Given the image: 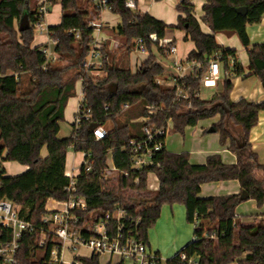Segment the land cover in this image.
Returning a JSON list of instances; mask_svg holds the SVG:
<instances>
[{
	"label": "trees",
	"instance_id": "trees-1",
	"mask_svg": "<svg viewBox=\"0 0 264 264\" xmlns=\"http://www.w3.org/2000/svg\"><path fill=\"white\" fill-rule=\"evenodd\" d=\"M33 1L0 0V151L5 150L2 160L28 166L13 176L6 175L0 167V199L10 201L20 217L39 225L47 213L46 201L68 196L69 178L64 169L66 150L73 147L74 151L91 155L90 169L87 171L83 164L78 169L76 194L85 198L88 211L112 210L116 205L124 208V231L137 239L148 244L147 232L159 218L163 205L184 206L186 222L195 224L194 238L164 264H187L180 259L181 254L195 258L198 264H264V218L258 224H241L235 215V208L242 201L252 199L257 207L264 204V164L248 142L250 129L257 123L259 112L264 111V99H230L231 79L245 76L244 70L236 60V51L224 49L214 37L216 32L236 34L246 49L250 74L258 78L264 90V42L251 44L246 34V26L261 22L264 0H203L201 21L210 33L201 30L187 0L177 6L175 27L183 30L185 38L194 44L187 60L198 61L202 66L197 77L182 80L190 94L187 101L175 100L174 89L157 83L163 67L154 61L152 47L162 54L164 50L157 48L148 35L163 37L167 28L163 21L133 9L125 0H109L111 12L120 17L114 31L124 42V49L129 51L133 40L142 38L148 56L132 72L125 65L116 64L113 53L100 75H93L82 66L94 31L87 23L89 2L85 0L87 6L82 7L79 0H58L60 21L47 26L58 59L48 62L40 50L43 44L32 45L38 7L30 5ZM239 7L246 8L244 15L236 11ZM24 12L30 27L19 32L16 24ZM217 53L226 72L222 87L210 99L196 97L207 71L206 60ZM62 61L66 63L61 64ZM22 75L28 77L26 86ZM78 80H82L83 103L90 110L88 119L82 120L77 130L73 123L71 134L60 138L59 123ZM150 104L160 107L157 113L147 122L135 121L146 114L145 105ZM215 115L219 119L211 127L219 133V144H227L235 154V163L226 164L219 154H211L203 164H191L187 152L173 153L163 147L154 153L151 166L131 169L128 142L141 135L142 125H165L170 119L173 131L183 134L185 127ZM107 122L112 124L107 134L94 140L90 124L105 126ZM109 151L115 167L129 172L128 177H119L117 185L107 184L102 177ZM149 172L158 180L154 193L146 189ZM135 177L139 178L137 183H133ZM231 180L238 182V193L199 196L202 184ZM242 190L248 194L247 199H240ZM128 191L136 195L128 196ZM204 233H215L217 241L203 237ZM36 236V232L25 233L20 240V264H43L48 251L44 258L39 257ZM8 237V230H0V242ZM78 260L80 264H99L96 254Z\"/></svg>",
	"mask_w": 264,
	"mask_h": 264
},
{
	"label": "built area",
	"instance_id": "built-area-1",
	"mask_svg": "<svg viewBox=\"0 0 264 264\" xmlns=\"http://www.w3.org/2000/svg\"><path fill=\"white\" fill-rule=\"evenodd\" d=\"M91 5L88 11L87 23L93 27L92 39L90 47L82 66L86 71H98L105 63L111 61V55L117 49V45H104V38L96 35L100 32L102 22L99 15L102 11H111L109 0H86ZM130 7L134 6V0H125ZM50 0H42L38 3L36 18L34 24L35 29L41 33L48 35L47 27L44 19L48 11ZM78 38V33L75 34ZM148 38L156 43L157 48L164 50V55L170 59L171 76L170 85H164L157 81L158 84L174 89L175 100L187 101L190 97L186 86L182 80L189 76L197 77L198 71L201 70V63L195 60L177 61L173 58L176 47L166 37H157L152 33ZM131 51H135L141 55H147L142 38H135L131 45ZM41 52L48 62H55L58 55L53 51V47L49 46V42L43 44ZM207 71L200 80V86L216 87L220 78V65L218 55H213L207 60ZM140 61L139 64H141ZM78 94L76 112L74 116V129L77 130L82 120L88 119L89 108L83 103L82 80ZM196 97H200V92H195ZM124 106H127L126 104ZM146 114L135 121L147 122L149 118L155 115L160 109L154 104L145 105ZM172 129L170 119L165 121V125H142L141 135L138 138L131 139L128 147L132 153L131 169L139 170L153 164L152 157L156 151L164 147V139L169 130ZM94 140L102 139L107 130L103 125H96L91 130ZM73 148V147H72ZM83 155L82 164L88 171L90 169L91 155L87 152H81ZM81 164V165H82ZM80 165V166H81ZM79 166V168H80ZM78 168V169H79ZM76 168L72 166L69 172L68 185L66 191L68 196L66 199H53L50 208L47 207L49 200L46 201L45 213L39 225L19 216L18 209L14 204L5 199H0V230H8L9 237L7 240L0 242V264H20L17 260V252L20 247V240L25 233H37L35 244L40 258H44L48 251L47 257L43 264H80L75 251L79 247H85L91 251V254H107L109 257H116L118 262L123 264H164L161 256L150 246L137 239L134 235L124 231V220L126 219V211L119 205L112 210H94L88 211L87 202L84 197L76 194ZM78 172V171H77ZM152 173V172H149ZM148 173V174H149ZM128 171H120L115 167L110 151L107 154L105 167L102 171L104 180H113L118 184L120 176L128 177ZM148 178V175H147ZM138 177H135L133 183H137ZM146 189L147 186H146ZM195 227V224H194ZM212 241H217L215 233L203 234ZM180 259L187 264H198L195 258H189L185 254L180 255ZM237 264V262H236Z\"/></svg>",
	"mask_w": 264,
	"mask_h": 264
},
{
	"label": "crops",
	"instance_id": "crops-1",
	"mask_svg": "<svg viewBox=\"0 0 264 264\" xmlns=\"http://www.w3.org/2000/svg\"><path fill=\"white\" fill-rule=\"evenodd\" d=\"M41 1L42 0H39L38 2L40 3ZM187 1L192 5L193 15L199 21L201 30L205 33H210L211 30L209 29V27L201 21V17L203 15V0ZM181 2L182 0H134V6L132 7L135 10L147 13L154 18L163 21L167 25L164 37L168 38L171 41V44L176 47V52L173 58H175L177 61L187 60L188 53L194 49L193 42L185 38L184 31L175 27L177 23V17L179 15L177 6ZM50 4H58L60 9L58 0H56V2H51ZM99 18L102 22V27L100 29V32H97L96 35L105 39L104 45L106 47L110 46L111 44H119L122 39L118 35H116L114 31L115 27L120 23L119 15L112 13L111 11H102L99 13ZM47 26L50 25L47 24ZM39 33L40 35H42L39 37H43L42 40H38V42L36 43L32 42V45H37L38 43L41 44V41L44 42L46 40H49V37L46 33ZM246 34L251 44L264 42V15L260 23L246 26ZM214 37L217 44L222 46L224 49H233L236 51V60L241 64L244 70L245 76H233L231 79L233 87L230 92V99L236 101L240 98H244L254 102L263 100L264 90L261 82L254 75L250 74V71L248 69V56L246 49L242 46L236 34L231 32H216L214 33ZM129 51L124 50L119 54H116L117 52H115L114 62L120 64L124 63V65H126V67H128L133 72L139 67L140 61H143L145 58H147V55H142L144 56V59L132 58L131 63V49ZM152 54L155 56L154 61L159 63L163 67V74L158 78V81L160 83H163L164 85H170V59L167 58V56H165L164 54L157 51L155 47H152ZM215 55L219 54L217 53ZM124 57L126 58L125 60H123ZM229 60L231 65V59ZM219 65L220 78L217 81V84L221 83L222 78L226 73L223 70V63L220 59ZM213 88L215 90L211 91L210 98L219 91L217 90V85ZM218 119V115L210 118V124L202 127L201 131L196 136V146L193 149L184 150V152L188 153L189 162L191 164H203L206 157L211 154H219L222 161L226 164H233L236 162V156L227 148V144L225 146H221L219 144V133H216L215 131L208 132V129L212 126V124L217 122ZM236 137H240L239 132L236 133ZM248 142L250 144L251 150L256 153L259 162L261 164H264V111L259 112L257 123L250 129L248 134ZM164 147L166 149L165 144ZM43 150L44 148L42 149V155H45L43 154ZM178 152L179 151H177L176 153ZM196 154H199L200 156H195ZM4 155L5 150L2 152L0 151V161H2ZM17 164L20 163H15V161H2L0 167H3L5 174L9 176L18 175L28 168V166L26 165ZM66 165L67 163L65 161L64 173L68 175L72 167L69 169L66 168ZM147 188L148 192L151 193H154L158 189V180L154 173L148 174ZM239 190V184L235 180L216 183H204L200 187L199 196L208 197L233 194L238 193ZM249 200L252 199H248L245 201ZM242 203L243 201L235 208L236 219L241 224H249L244 222V219L248 217L243 216L241 213L237 212V208ZM50 204H52L51 200H49L47 206L50 207ZM259 209H262L263 211L257 212L254 215L264 218V204ZM254 215L251 217H254ZM193 230L194 224H188L186 222L184 206L180 204L163 205L161 207L159 218L156 220L154 226L148 230V232L150 231V234L148 233V245L159 255H161L160 252H163L165 255H167V258H170L177 254L188 242L192 241V239L194 238Z\"/></svg>",
	"mask_w": 264,
	"mask_h": 264
},
{
	"label": "rangeland",
	"instance_id": "rangeland-1",
	"mask_svg": "<svg viewBox=\"0 0 264 264\" xmlns=\"http://www.w3.org/2000/svg\"><path fill=\"white\" fill-rule=\"evenodd\" d=\"M38 1L39 0H34L30 5H33V4L38 5V3H39ZM79 2H80L82 7L87 6L85 0H79ZM54 8H55V10H54ZM60 17H61V14H60L59 5L58 4H52V5L49 4L48 5V11H47V13L45 15V19H44L45 25L47 26V24H49V25L58 24L60 21ZM16 28H17V24H16ZM43 34H45V33H43ZM1 36L2 35L0 34V37ZM39 36H42V35H40L38 29H35L34 30L33 43L38 42V40L39 41L42 40L43 37H39ZM48 41H49V46L52 48L53 43L50 40H46L44 42L41 41L40 43L46 44ZM120 43L117 45V49H115L113 53L117 52L116 54H119L120 52L125 50L123 47L124 42L121 40ZM181 43H182V40H181ZM130 56H131L130 57L131 63H132V58L133 59L134 58L144 59V56L139 55L135 51H131ZM125 59L126 58L124 57L123 60H125ZM65 63H66V61L61 62V64H65ZM116 64H120V63H116ZM122 65H124V63ZM92 74L96 75L97 71H93ZM98 74L100 75V71H98ZM21 80H22V83L24 84V86H26L28 83L27 75H22ZM80 86H81V81L78 80L76 82V85H75V94L67 102L65 112H64V118L59 123L58 137H60V138L68 137L71 134L72 124L74 123V116H75V112H76V106H77V100H78V94H79ZM212 90H215V89L213 87H206V86L201 85L200 90H199L200 98L210 99V96H211L210 93ZM122 119H123V117L118 118L117 120H122ZM210 122H211L210 118L200 120V121H198V123L195 126L185 127L183 134H180L178 132H174L173 129L171 130V128H169V130L165 136V139H164V144L166 146V149L168 151L174 152V153H176L177 151L182 152V150H183V152H184V150L193 149L196 146V136L201 131V128L207 126L208 124H210ZM111 125H112L111 122H107V124L105 125V129L106 130L110 129ZM216 133H218V132H216ZM45 153H46V151L44 149L43 154H45ZM195 156H200V155L196 154ZM2 161H4V160H2ZM2 161H0V164ZM82 162H83V155L81 152L74 151L72 147L67 148V150H66V163H67L66 168L70 169L72 166H74L76 168V171L74 172V174H76L78 171V168L82 164ZM17 165H20V164H17ZM150 178H151V176H150ZM105 181L107 182V184H115V182L113 180H105ZM209 192H211V191H209ZM135 195H136L135 192L128 191V196H135ZM259 208L260 207H257L253 200L243 201V203L237 208V212L241 213L243 216L248 217V218L244 219V222L249 223V224L250 223L258 224L259 222H262V220H263V218H261V216L254 215L257 212L263 211L262 209H259ZM253 215H254V217H251ZM148 233L150 234V231L147 232V237H148ZM75 253L79 257H89L91 255V251L85 247H79L75 251ZM160 254H161L160 256L162 258V261L164 263V261L167 259V255H165L163 252H160ZM117 262H118V259L116 257H109L107 254H100L99 255V264H107V263L115 264ZM231 264H236V262H233Z\"/></svg>",
	"mask_w": 264,
	"mask_h": 264
},
{
	"label": "water",
	"instance_id": "water-1",
	"mask_svg": "<svg viewBox=\"0 0 264 264\" xmlns=\"http://www.w3.org/2000/svg\"><path fill=\"white\" fill-rule=\"evenodd\" d=\"M236 11L238 13L244 15L245 12H246V8L245 7H239V8L236 9ZM29 27H30V22H29V19H28V14H27V12H24L22 14V16L20 17L19 21H18L17 29H18L19 32H22V31L27 30ZM221 87H222L221 83H218L217 84V90H220ZM112 89L114 91L116 89V86H113ZM95 126H96L95 123H91L90 126H89L90 130L94 129ZM212 131H214V129L212 127H210L208 129V132H212ZM247 198H248V194L244 190H242L241 193H240V199L244 200V199H247Z\"/></svg>",
	"mask_w": 264,
	"mask_h": 264
},
{
	"label": "bare ground",
	"instance_id": "bare-ground-1",
	"mask_svg": "<svg viewBox=\"0 0 264 264\" xmlns=\"http://www.w3.org/2000/svg\"><path fill=\"white\" fill-rule=\"evenodd\" d=\"M48 207V206H47ZM48 208H50V207H48Z\"/></svg>",
	"mask_w": 264,
	"mask_h": 264
}]
</instances>
